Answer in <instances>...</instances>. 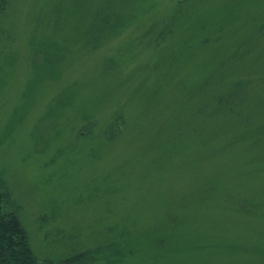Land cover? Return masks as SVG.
Segmentation results:
<instances>
[{
    "label": "rangeland",
    "instance_id": "374dc122",
    "mask_svg": "<svg viewBox=\"0 0 264 264\" xmlns=\"http://www.w3.org/2000/svg\"><path fill=\"white\" fill-rule=\"evenodd\" d=\"M0 189L42 264H264V0H9Z\"/></svg>",
    "mask_w": 264,
    "mask_h": 264
},
{
    "label": "trees",
    "instance_id": "16d2710c",
    "mask_svg": "<svg viewBox=\"0 0 264 264\" xmlns=\"http://www.w3.org/2000/svg\"><path fill=\"white\" fill-rule=\"evenodd\" d=\"M0 0V20L9 8ZM0 264H42L35 254L18 207L7 191L0 189Z\"/></svg>",
    "mask_w": 264,
    "mask_h": 264
}]
</instances>
